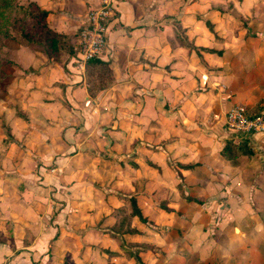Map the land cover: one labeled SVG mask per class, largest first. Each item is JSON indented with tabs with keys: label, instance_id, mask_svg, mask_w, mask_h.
Returning a JSON list of instances; mask_svg holds the SVG:
<instances>
[{
	"label": "rangeland",
	"instance_id": "obj_1",
	"mask_svg": "<svg viewBox=\"0 0 264 264\" xmlns=\"http://www.w3.org/2000/svg\"><path fill=\"white\" fill-rule=\"evenodd\" d=\"M30 10L0 33V264H264V133L225 123L235 106L264 114V0H155V67L181 80L155 82L145 113L122 88L139 105L98 119L59 82L76 67L88 89L86 63L36 42ZM34 55L61 67L47 103L28 100ZM231 138L251 155L229 166Z\"/></svg>",
	"mask_w": 264,
	"mask_h": 264
},
{
	"label": "crops",
	"instance_id": "obj_2",
	"mask_svg": "<svg viewBox=\"0 0 264 264\" xmlns=\"http://www.w3.org/2000/svg\"><path fill=\"white\" fill-rule=\"evenodd\" d=\"M29 1L36 2L41 8L48 10L50 12L49 20L50 16L59 14V17L54 21H50L49 24L51 23V27L61 33H70L78 27L75 22L82 19L81 11L76 10L78 6L85 5L87 9L91 10L104 2L111 4L113 15L109 18L107 43L100 54V58L110 63L115 78L114 83L107 90H103L96 97H92L88 94L87 84L81 74L82 72L76 67H70L67 73L60 74L62 79L59 82L63 85V90L68 98L72 100L73 95L77 92L84 94L85 103L83 108L86 110L87 107H93V114L89 115V117L92 116V119L108 117V115H111V111H122L119 105L126 102L139 105L140 102L131 99L122 100L117 92L122 88L131 89L136 93L139 92V96L144 95L145 105H141V110L142 113H145L147 106L150 104L148 99L152 96L149 92L151 89H153L151 92H155V82L158 83L163 95L166 92H171L172 87L177 84V81L181 80L177 78L181 75H176L175 70L169 71L158 66L155 67V0ZM34 58L36 61L31 67L33 72L27 74V77L31 79L27 82L29 88H31L28 92V100L47 103L45 100H49L50 96L45 89L52 88L54 82L52 75L54 72H59L61 67L57 62L47 63L43 61V59L47 60L43 57L34 55ZM158 79L160 81H156ZM57 87L55 85L53 88ZM111 108L113 110H110ZM222 147L223 145L220 143L217 152L224 159L220 153ZM185 164L200 165L197 162ZM228 164L229 166L233 165L230 162Z\"/></svg>",
	"mask_w": 264,
	"mask_h": 264
},
{
	"label": "trees",
	"instance_id": "obj_3",
	"mask_svg": "<svg viewBox=\"0 0 264 264\" xmlns=\"http://www.w3.org/2000/svg\"><path fill=\"white\" fill-rule=\"evenodd\" d=\"M18 9L24 11L31 9L29 14L37 19V22L41 27L42 35L36 42H39L42 45L45 44L50 48L51 51L56 53L61 50H65L70 55H73V53H75V47L78 45L77 37L79 35V31H77L76 35L74 36L69 33H61L54 30L48 21L50 12L46 9L41 8V6H39L36 2H30L28 5H21L17 3V0H0V33L8 35L9 29H4L2 28V26L7 25V23L11 24L10 16L13 12L17 13ZM209 26L210 29L213 28L211 23H209ZM25 35L28 37V40L34 42V38L32 35L28 33H25ZM199 49L206 50L207 48L201 47ZM50 55L51 53L47 54V56ZM86 72L88 93L92 97H96L100 92L114 83L115 78L110 67V63L108 61L102 60L100 57H95L86 63ZM248 142V138H245L243 141L239 142H237L234 138H231L230 140H228L227 144L220 151V153L228 162L237 164L236 162L239 157L251 155V150L246 149ZM195 165L184 164L183 167L185 169H190ZM155 168L159 167L155 165ZM189 200L195 199L189 198ZM133 208V214L135 216H138L141 220H145V217L143 216L135 200L133 201ZM131 231L134 232L135 230L131 229ZM135 258L137 260H140L139 257Z\"/></svg>",
	"mask_w": 264,
	"mask_h": 264
},
{
	"label": "built area",
	"instance_id": "obj_4",
	"mask_svg": "<svg viewBox=\"0 0 264 264\" xmlns=\"http://www.w3.org/2000/svg\"><path fill=\"white\" fill-rule=\"evenodd\" d=\"M113 15L112 6L108 2L99 5L88 15L87 22L79 34L77 61L84 66L89 60L100 57L107 42L109 18ZM227 127L242 133H264V114H249L244 107L231 108L225 118Z\"/></svg>",
	"mask_w": 264,
	"mask_h": 264
}]
</instances>
